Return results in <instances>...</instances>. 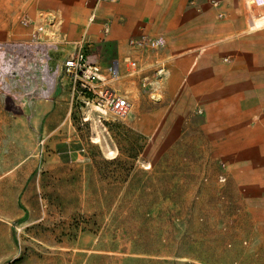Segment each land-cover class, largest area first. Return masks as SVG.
Listing matches in <instances>:
<instances>
[{
    "label": "crops",
    "instance_id": "1",
    "mask_svg": "<svg viewBox=\"0 0 264 264\" xmlns=\"http://www.w3.org/2000/svg\"><path fill=\"white\" fill-rule=\"evenodd\" d=\"M28 17L10 33L0 28V50L43 44L60 66H49L48 90L28 93V114L15 116V107L8 108L15 94L0 87V264L15 256L11 224L20 216L15 204L26 184L20 179L29 177L19 174L29 170L20 155V122L38 124L46 135L62 122L71 99L62 66L80 43L101 65L104 84L131 103L138 131L148 137L146 154L157 160L182 153L177 146L188 138L196 153L214 157L226 216L247 221L246 248L264 264V9L246 0H220L218 8L207 0H37ZM143 33L165 45H129ZM127 58L138 62L137 70ZM114 64L120 81L111 79ZM41 72H22L28 77L18 88Z\"/></svg>",
    "mask_w": 264,
    "mask_h": 264
},
{
    "label": "rangeland",
    "instance_id": "2",
    "mask_svg": "<svg viewBox=\"0 0 264 264\" xmlns=\"http://www.w3.org/2000/svg\"><path fill=\"white\" fill-rule=\"evenodd\" d=\"M36 1L0 0V28L23 25ZM48 52L15 45L16 70L47 62L55 71L60 63ZM18 90L8 104L15 116L29 110ZM71 99L51 134L20 122L29 170L19 174L29 177L20 179L26 194L11 224L15 256L2 264H258L244 242L247 221L226 216L214 157L184 138L182 153L156 160L132 111L116 119Z\"/></svg>",
    "mask_w": 264,
    "mask_h": 264
},
{
    "label": "built area",
    "instance_id": "3",
    "mask_svg": "<svg viewBox=\"0 0 264 264\" xmlns=\"http://www.w3.org/2000/svg\"><path fill=\"white\" fill-rule=\"evenodd\" d=\"M101 1H116V0H101ZM213 7L220 6V0H207ZM246 5L249 8H263L264 0H246ZM219 17H223L224 13L219 12ZM94 17V15H93ZM129 45L142 50L152 49L157 50L165 45L162 38H152L148 34H140L135 38L129 40ZM132 70L138 69V62L136 60L126 59ZM43 64V63H42ZM41 68V75L36 79L33 75L28 79L32 85L26 82L22 84V90L28 95L33 94L34 90L43 92L50 88L49 82L52 86L51 77L47 75L48 63L46 62ZM18 70V71H17ZM15 67V49L5 48L0 50V87L9 95H14L18 92L17 86L20 85L18 75H22V68ZM101 65L98 60L94 58L86 49V45L80 43L76 52L68 57L62 66L63 76L66 77L72 100H76L81 106H89L101 115L110 113L116 119L126 118L131 110V103L129 100L121 96L118 91L104 84L105 79L102 76ZM111 79H118L120 77L119 70L114 64L109 68ZM165 74V68L162 66L157 70L159 78ZM27 80V81H28ZM16 84V90H15Z\"/></svg>",
    "mask_w": 264,
    "mask_h": 264
}]
</instances>
